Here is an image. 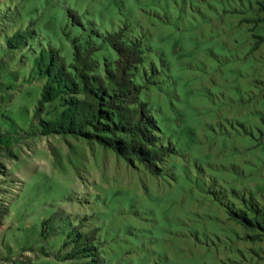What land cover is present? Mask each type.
I'll use <instances>...</instances> for the list:
<instances>
[{
	"label": "rangeland",
	"instance_id": "rangeland-1",
	"mask_svg": "<svg viewBox=\"0 0 264 264\" xmlns=\"http://www.w3.org/2000/svg\"><path fill=\"white\" fill-rule=\"evenodd\" d=\"M0 264H264V0H0Z\"/></svg>",
	"mask_w": 264,
	"mask_h": 264
},
{
	"label": "trees",
	"instance_id": "trees-1",
	"mask_svg": "<svg viewBox=\"0 0 264 264\" xmlns=\"http://www.w3.org/2000/svg\"><path fill=\"white\" fill-rule=\"evenodd\" d=\"M9 45L11 46L10 43H9ZM46 73H49V72L46 71ZM58 86L60 88H65L66 85L63 84V85L60 86V84L58 83ZM67 110H68L67 111V113H68L69 110H72V109H71V107H69ZM74 119H75V117L67 116V117H64L63 119L56 120V121L51 122V123L50 122H44V123H42L43 124L42 125L43 131H44V133H56V132L76 133L77 127H79L78 126L79 122L77 123ZM103 127L111 128V127H113V125L111 123V124L103 125Z\"/></svg>",
	"mask_w": 264,
	"mask_h": 264
}]
</instances>
